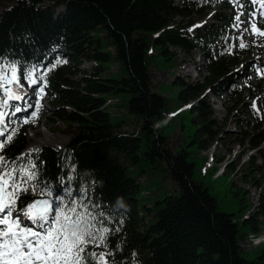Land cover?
<instances>
[{
	"label": "trees",
	"instance_id": "trees-1",
	"mask_svg": "<svg viewBox=\"0 0 264 264\" xmlns=\"http://www.w3.org/2000/svg\"><path fill=\"white\" fill-rule=\"evenodd\" d=\"M226 5V0H0V68L5 74L16 71L4 67L5 62L16 64L21 82L30 85L27 77L43 66L38 81L49 93L48 118L71 133L61 149L44 145L21 156L29 143L27 125L13 123L15 135L0 149V171L18 162L19 168L35 173L29 180L25 172L21 181L38 185V191L49 187L52 197L62 195L72 204L86 222L83 226L91 225L89 239L101 237L87 245L86 254L106 252L109 264H264V241L252 258L243 251L264 223V164L258 162L259 157L264 160V113L252 104L264 89V77L256 84L248 80L246 95L239 89L243 74L238 67H248L254 53L234 46ZM214 7V22L196 33L189 30L193 19L175 21L193 14L204 18ZM103 39L125 71L120 78L107 73L112 54L103 49ZM218 41H223L221 50ZM151 47L166 60L176 57L172 48L205 52L206 73L200 80H173L180 106L188 109L161 128L155 123L176 108L153 83ZM84 60L93 65L82 68ZM224 92L232 103L230 115H241L240 107L246 106L250 118L235 121L241 130L237 141L257 153L249 155L241 170L242 179L259 188L257 205L231 176L240 161L226 165L237 213L218 208L187 148L194 144L204 151L230 135L227 121H218L210 101V93L223 100ZM111 93L130 94L125 106L131 118L112 120ZM127 119H132L131 129ZM175 120L185 137L173 148L170 128ZM162 169L176 190L159 186L153 196L144 195L149 185L139 177L151 179ZM35 197L24 194L17 208ZM61 203L55 200V206Z\"/></svg>",
	"mask_w": 264,
	"mask_h": 264
},
{
	"label": "rangeland",
	"instance_id": "rangeland-1",
	"mask_svg": "<svg viewBox=\"0 0 264 264\" xmlns=\"http://www.w3.org/2000/svg\"><path fill=\"white\" fill-rule=\"evenodd\" d=\"M212 12L213 11H210L206 15L207 19L210 18ZM245 16L246 14L245 12H243V19H245ZM189 19H193V22L197 23H199L198 21L202 20V18H197L196 14H193L188 17L178 16L176 17L175 21L187 22ZM189 30L192 31V27H189ZM243 41H245V43L250 41L253 44L254 48L258 44V38L254 39V37L251 35H247L246 37H244V40H240L238 44L242 46ZM103 49L112 54V58L108 62H106L108 75L116 78H120L125 75L124 69L121 68L119 62L115 59V57H113V46H111L106 39H103ZM172 50L176 51V57L166 60L162 55H157V51L155 50V48L151 47L150 49V52H152V55H150V69L152 72L153 83L157 89L160 88V92L169 96L172 108H176V110L169 116L165 117V119L156 122V128L163 127L164 125L169 123L170 119L174 117L173 115L180 112L182 113L188 109L187 105L180 106L181 103L177 99V91L179 87L173 82L176 76L183 78L185 81L195 82L197 80H200L206 73L205 60L202 62L198 61L202 59V54H200L199 50H195L191 54L184 53L180 49L176 48H172ZM92 65L93 62L84 60L81 64V67L89 69ZM245 71H247L245 72L246 79L249 76L250 82L256 83L258 80V76L256 75V73L254 71ZM238 82L239 89H241L246 95L248 91L246 90L247 84L245 79L238 78ZM10 95L19 99L22 98L23 102L25 101L22 95L21 97L19 96V91L11 92ZM33 97L34 99L36 97L34 103L35 105L29 112H27L26 115H24V118L26 116L28 117V120L25 122L30 123L28 125L29 127H27V136L29 143L28 150L26 151H33L44 145H51L59 149L63 148L68 143L71 136V133L68 131V127H66V125L60 127L58 123L56 125L55 123L50 121L48 117L52 113V108L48 103L47 96L44 94L43 90L37 91L35 95H33ZM129 97L130 94L128 93L109 94V98H111L112 101H109L110 103H108V108L110 110L113 121L122 119V117L131 118V115H129L125 106V103L129 99ZM43 98L44 101L42 102ZM222 98L224 101L221 98H218L214 94L210 93V101L215 110L216 118L222 124L227 121L226 130L230 131V135L227 134V137L223 138V142L221 141L222 143L219 139L214 141L210 145V147L204 151L198 150V148L194 146V144L188 145L187 148L192 153L191 157H193L197 161L198 176L205 181L206 185L210 187L211 192L217 198L218 208L220 210L229 212L235 211L237 213V198L236 196H234V191L231 187L232 175L236 186L241 187L244 190H248L246 197H248L254 205H257L259 203V188L255 187L250 181H245L244 179H242L241 170L246 169V165L243 164V162L248 159L253 150L248 148V144L243 145L237 141V136L241 135V130L238 124L235 122L237 118L239 119V117L241 119H244L246 116H248L249 118L250 116L247 113L248 110L246 109L245 105H242L238 111V113H241V115H230L228 107L231 106L232 103L229 100L227 92L223 93ZM41 103H43L45 106L44 110L41 108ZM253 103L256 108H259L264 112V106L262 104L264 103V91L261 93V99L256 98ZM9 106L10 101H7L6 108ZM33 111L36 112L35 116H32ZM5 113L7 114V112ZM126 121V128L131 129L133 127L132 119H127ZM3 122L7 124L6 120H4ZM173 123L174 128H170V140L171 146L173 148H176L177 146L182 144L185 135L184 131L177 126V121L175 120ZM243 125L244 127H247L246 122H244ZM2 129H4V125L2 126ZM253 153L257 156V153H255V151ZM232 161L236 163L237 161H240V163H237V172L233 174L230 173L231 176H229L227 175L226 165ZM258 162L264 164L263 158L259 157ZM147 173L151 174L150 171H147ZM164 173H166V171L163 169L156 170V172L153 174L154 176H156V179H153V175H151L152 177L150 179L147 174L139 177L140 181L142 180L149 185L143 189L144 195L153 196V190H160L159 186H164L165 190H176L170 178L168 176L164 177ZM148 178L150 179V181H148ZM260 219L261 221H264V216H261ZM258 235L257 237L252 238L253 245L249 242L244 244L246 248H243V251L248 258H252L255 255L257 244L264 241V223Z\"/></svg>",
	"mask_w": 264,
	"mask_h": 264
},
{
	"label": "snow or ice",
	"instance_id": "snow-or-ice-1",
	"mask_svg": "<svg viewBox=\"0 0 264 264\" xmlns=\"http://www.w3.org/2000/svg\"><path fill=\"white\" fill-rule=\"evenodd\" d=\"M4 67L15 69L17 72L21 70L16 64L7 62ZM3 75L4 72L0 68V77ZM27 78L31 79L30 76ZM17 79L16 75H12L13 83ZM4 91L7 94V87ZM13 98L15 97L9 96V100ZM35 115L36 112L33 111L32 116ZM0 119H7V114L2 110H0ZM27 120L26 116L25 121ZM0 131L3 130L0 129ZM3 147L4 144L0 143V149ZM2 160L3 157H0V161ZM6 171L7 169L0 172V211L8 209V214L0 220V223L7 225L6 228L0 229V264H109L106 252H99L98 257L92 252L86 254L87 245L98 243L101 237L89 239L91 225L83 226L86 222L82 223L83 217L77 215L76 208L72 204L65 201L62 195H58L54 199L62 203L54 207L51 188L44 187L38 191L39 186L34 183L13 182L10 175L6 178ZM22 171L27 172L29 180L35 176L34 172L27 169ZM14 172L15 169H13V174ZM8 184H11V188L5 203L3 193ZM29 192L38 198L25 205L23 209L17 208V211L25 212L24 218L12 217L11 206ZM50 214H54L53 219H50ZM22 219L24 223L21 222ZM36 222L41 224L48 222L45 225V231L41 232L30 226Z\"/></svg>",
	"mask_w": 264,
	"mask_h": 264
},
{
	"label": "water",
	"instance_id": "water-1",
	"mask_svg": "<svg viewBox=\"0 0 264 264\" xmlns=\"http://www.w3.org/2000/svg\"><path fill=\"white\" fill-rule=\"evenodd\" d=\"M11 79H10V77H8V81H10ZM53 202V201H52Z\"/></svg>",
	"mask_w": 264,
	"mask_h": 264
},
{
	"label": "bare ground",
	"instance_id": "bare-ground-1",
	"mask_svg": "<svg viewBox=\"0 0 264 264\" xmlns=\"http://www.w3.org/2000/svg\"><path fill=\"white\" fill-rule=\"evenodd\" d=\"M0 123H2V120H0Z\"/></svg>",
	"mask_w": 264,
	"mask_h": 264
}]
</instances>
